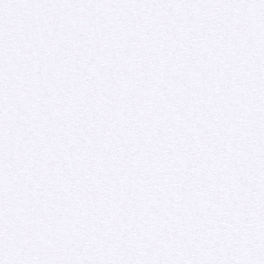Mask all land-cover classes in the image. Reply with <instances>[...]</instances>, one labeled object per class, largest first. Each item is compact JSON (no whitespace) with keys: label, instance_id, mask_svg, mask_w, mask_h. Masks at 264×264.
<instances>
[{"label":"snow or ice","instance_id":"snow-or-ice-1","mask_svg":"<svg viewBox=\"0 0 264 264\" xmlns=\"http://www.w3.org/2000/svg\"><path fill=\"white\" fill-rule=\"evenodd\" d=\"M0 264H264V0H0Z\"/></svg>","mask_w":264,"mask_h":264}]
</instances>
